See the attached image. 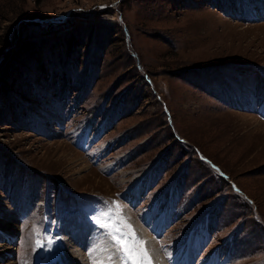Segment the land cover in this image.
I'll use <instances>...</instances> for the list:
<instances>
[{
    "label": "rangeland",
    "instance_id": "1",
    "mask_svg": "<svg viewBox=\"0 0 264 264\" xmlns=\"http://www.w3.org/2000/svg\"><path fill=\"white\" fill-rule=\"evenodd\" d=\"M114 202L151 264H264V0H0V264H118Z\"/></svg>",
    "mask_w": 264,
    "mask_h": 264
},
{
    "label": "snow or ice",
    "instance_id": "2",
    "mask_svg": "<svg viewBox=\"0 0 264 264\" xmlns=\"http://www.w3.org/2000/svg\"><path fill=\"white\" fill-rule=\"evenodd\" d=\"M94 222L106 230L105 235L113 242L118 264H151V257L144 247L145 242L137 237L131 225L120 214L119 204L114 202L111 206L106 205ZM108 259L112 261L111 257Z\"/></svg>",
    "mask_w": 264,
    "mask_h": 264
},
{
    "label": "bare ground",
    "instance_id": "3",
    "mask_svg": "<svg viewBox=\"0 0 264 264\" xmlns=\"http://www.w3.org/2000/svg\"><path fill=\"white\" fill-rule=\"evenodd\" d=\"M261 123V122H260ZM259 123V124H260ZM262 124V123H261ZM83 217H85L84 215H83ZM85 218H87V217H85ZM165 221L166 220H162V221H160V225H163L164 223H165ZM76 223V224H75ZM75 223H73V224H71L73 227H71L70 229L72 230V231H75L77 228H79V229H81V231H75L74 232V234L73 233H71L72 235H73V238H74V240L78 243V244H80V247L81 248H83L82 246V244H84L83 242L84 241H87V239L88 238H86L85 240H84V238L81 236V235H83L84 234V232H86V230L88 229V228H90L89 226H87L84 222H80V221H75ZM96 229V227H93V230H95ZM68 231H70V230H68ZM86 235V234H85ZM87 236V235H86ZM88 237V236H87ZM90 237V236H89ZM94 239L92 238V237H90V239H89V241L87 242V244H88V250H89V252H88V254L87 255H83L82 254V252H83V250H81L80 249V247H79V250L77 249V250H73L72 251V253H70V254H72L71 256H70V258H71V260H70V263L71 264H90V262H96V264H103V261L104 260H106L107 258H108V254H106L105 253V251H101V249L100 248H102V250H104V249H106L107 248V246L104 244V245H102V244H100L99 246V248L97 249V253H93L92 251H93V249H94V247H93V245H96L94 242ZM76 243V244H77ZM150 245V244H149ZM67 246V245H66ZM69 250V249H68ZM82 251V252H81ZM84 253V252H83ZM150 253H151V256H152V260H154V262H155V264H166L165 263V261L163 260V258H162V256L160 257V254H159V251L157 250V246L154 244V245H150ZM69 254V253H68ZM187 256V259L190 261V260H192L191 259V257H192V251H189L188 252V255H186ZM79 260V261H78ZM86 260V261H85ZM77 261L79 262V263H77ZM88 261H90V262H88ZM94 264V263H93Z\"/></svg>",
    "mask_w": 264,
    "mask_h": 264
}]
</instances>
